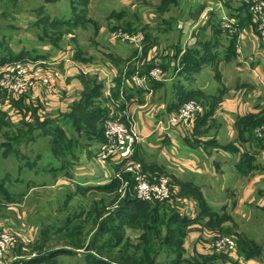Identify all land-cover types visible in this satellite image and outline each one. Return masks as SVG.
Segmentation results:
<instances>
[{"label": "rangeland", "instance_id": "obj_1", "mask_svg": "<svg viewBox=\"0 0 264 264\" xmlns=\"http://www.w3.org/2000/svg\"><path fill=\"white\" fill-rule=\"evenodd\" d=\"M215 2L220 6V0ZM204 3L205 0L200 4L198 0H0L1 31H25L31 37L36 33L35 43L43 42L39 45L43 53H47L42 49L45 45L53 51L69 50V61L63 65L56 61L28 65L34 78L20 94L28 101L27 107L12 101L14 96L0 85V227L17 235L6 264H33L34 258H38L35 264H48L45 258L56 259L51 254L54 248L71 252V264H82L92 255L116 264H157L159 257L179 254L177 247L184 238L182 225L172 218L171 202L177 191L172 181L170 199L142 202L135 199L132 173L129 179L122 177L120 171L116 173V166L115 177L95 189L74 185L67 175L101 142L104 108H118L125 101L116 97V90L110 86L122 62L108 53L114 48L109 41L126 43V36L131 34L143 38L141 33L150 28L158 44L152 48L144 45L134 66L126 69L144 77L141 88L149 82L146 75L154 70L164 80L168 76L162 68L166 62L164 52L175 49L182 23L193 26L205 18L203 11L201 15L198 12ZM249 6L247 0L253 19ZM120 10L126 14H116ZM6 44L14 51L23 45L17 38L2 37L0 33V48ZM145 52L152 54L149 64L143 59ZM23 58L27 59H17ZM171 62L175 64L177 60ZM202 77L208 80L212 75ZM85 90L88 91L83 94ZM185 100H195L202 106L197 97ZM55 117L59 119L51 120ZM261 125L264 123L255 127L254 135ZM180 129L185 136L195 135V127ZM121 168L125 174L126 169ZM144 173L154 183L166 176L153 178ZM131 197L128 218L133 221L121 224L120 219L116 229V213ZM27 228L30 235L24 234ZM198 236L215 254L226 253L209 246L220 236H229L235 242V257H240L238 242L246 245L244 239L240 241L232 233L212 229L202 230ZM183 263L193 264L189 260Z\"/></svg>", "mask_w": 264, "mask_h": 264}, {"label": "crops", "instance_id": "obj_2", "mask_svg": "<svg viewBox=\"0 0 264 264\" xmlns=\"http://www.w3.org/2000/svg\"><path fill=\"white\" fill-rule=\"evenodd\" d=\"M220 1L217 6L215 0H205L198 12L201 15L206 9L207 16L193 26L181 22L175 49L172 53L164 52L166 62L162 68L168 76L146 87L130 81L133 74L126 68L134 66L145 46L152 48L158 44L150 28L141 33L139 45L109 41L114 48L108 53L122 62L116 67L110 86L116 90V97L125 101L118 108L107 105V113L111 109L113 114L135 124L140 141L132 161L150 177L168 175L177 188L171 202L172 215L182 225L184 241L177 247L179 254L159 257L157 264H186L184 260L193 264H264V140L254 135L255 127L264 123V33L257 31L256 22L248 13L247 0ZM121 13L125 12L116 11L118 15ZM224 15L238 28L236 35L222 28ZM0 33L23 43L15 51L7 44L0 48V65L19 57L56 61L59 65L69 61L67 48L53 51L50 45H45L42 49L47 53L40 52L39 45L43 42L35 43L36 33L32 37L25 31L8 33L3 29ZM151 58L152 54L144 53L146 64ZM174 59L175 64L171 62ZM203 75L212 78L205 80ZM188 97L200 99L204 109L194 126L195 135L185 136L180 128H173V136L164 139L160 128H155L158 119L172 115ZM12 101L23 107L29 105L22 95L12 97ZM98 144L88 159L85 155L68 173L74 185L86 189L104 186L115 177L113 166L116 173L120 171L122 177L129 179L130 173L124 170L123 174L121 168L126 169L128 163L120 159L116 162L96 159ZM132 200V197L125 200L127 203L116 213V229L120 219L121 224L133 221L128 218ZM28 228L25 235H30ZM211 229L216 233H232L240 241L244 239L245 246L238 242L240 257L208 250L198 234ZM51 254L56 259L45 258L48 264H71L72 253L66 249L54 248ZM91 257L82 264H116L97 255ZM34 259L33 264L38 261Z\"/></svg>", "mask_w": 264, "mask_h": 264}, {"label": "built area", "instance_id": "obj_3", "mask_svg": "<svg viewBox=\"0 0 264 264\" xmlns=\"http://www.w3.org/2000/svg\"><path fill=\"white\" fill-rule=\"evenodd\" d=\"M249 9L254 17L253 20L256 22V28L264 32V0H250ZM207 11L206 9L204 10L203 17L207 16ZM261 17L262 19H259ZM221 26L224 30H228L232 36L236 35L238 31L234 22L225 15L221 17ZM126 38L128 42L139 45L142 37L131 34L130 36H126ZM34 62L41 65L50 64L49 61L33 59H18L1 64L0 85L2 89L8 91L13 96L22 94L26 83L32 84L30 79L34 78V72L30 71L28 65H33ZM29 75L30 77H28ZM146 76L149 82L162 80V75L160 76L159 71L156 72V70ZM143 79L144 77L140 75H132L130 81L140 87L142 86ZM148 83L144 84V87ZM203 110L202 106L195 100H185L179 105L177 111L166 120L158 119L156 127L160 128L164 138L169 139L173 136L172 130L174 127L193 128L198 118L202 116ZM109 111V114L107 113L108 115L106 114L101 121L103 139L99 143L95 155L96 159L99 161L115 162L120 159L124 163H128L126 170L132 173L134 177L136 200L153 202L170 199L172 196L170 195L172 194L170 177L166 175L154 183L152 180H148L140 165L132 161L133 152L140 141V135L135 124L128 119H123L121 116L113 114L111 109ZM255 135L264 140V125L256 128ZM16 242V234L7 228L0 227V264H6L7 253ZM209 246L229 254L235 252V242L229 236H220L213 240Z\"/></svg>", "mask_w": 264, "mask_h": 264}, {"label": "trees", "instance_id": "obj_4", "mask_svg": "<svg viewBox=\"0 0 264 264\" xmlns=\"http://www.w3.org/2000/svg\"><path fill=\"white\" fill-rule=\"evenodd\" d=\"M102 113H103V116H105L106 114H107V109L105 108L103 111H102ZM103 119V118H102ZM102 121V120H101ZM102 139H103V137H101V141H102ZM172 218H173V220H175V216L174 215H172ZM147 227V226H146ZM157 257V256H156ZM155 263V262H154Z\"/></svg>", "mask_w": 264, "mask_h": 264}]
</instances>
